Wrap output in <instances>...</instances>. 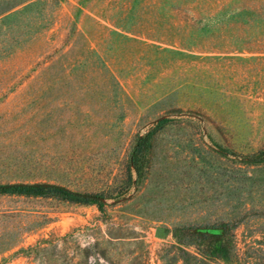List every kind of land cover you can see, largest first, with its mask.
<instances>
[{"label": "rangeland", "instance_id": "obj_1", "mask_svg": "<svg viewBox=\"0 0 264 264\" xmlns=\"http://www.w3.org/2000/svg\"><path fill=\"white\" fill-rule=\"evenodd\" d=\"M253 154L264 0H0V184L94 196L0 195V264H183L235 221L263 260Z\"/></svg>", "mask_w": 264, "mask_h": 264}, {"label": "trees", "instance_id": "obj_2", "mask_svg": "<svg viewBox=\"0 0 264 264\" xmlns=\"http://www.w3.org/2000/svg\"><path fill=\"white\" fill-rule=\"evenodd\" d=\"M14 16V15H12ZM12 16L3 18V21L8 20ZM241 161L247 164H257L263 161L264 155H242L236 156ZM20 195L30 197H57L70 202L88 203L91 200H86L74 195V192L63 187H50L43 184L34 185H1L0 195ZM238 221L228 222L220 225H212L206 227L205 230L196 229L193 243L198 247L195 252L181 250V260L183 264H218L221 261L245 264H264L263 260L254 259L250 255H240L235 250V235L233 230ZM246 258V260L244 259Z\"/></svg>", "mask_w": 264, "mask_h": 264}, {"label": "water", "instance_id": "obj_3", "mask_svg": "<svg viewBox=\"0 0 264 264\" xmlns=\"http://www.w3.org/2000/svg\"><path fill=\"white\" fill-rule=\"evenodd\" d=\"M74 195L80 197V198H83V199H94V196H91V195H87V194H79V193H74Z\"/></svg>", "mask_w": 264, "mask_h": 264}]
</instances>
